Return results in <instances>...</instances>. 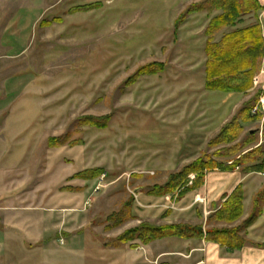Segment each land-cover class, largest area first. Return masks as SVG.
Segmentation results:
<instances>
[{"label":"rangeland","instance_id":"rangeland-1","mask_svg":"<svg viewBox=\"0 0 264 264\" xmlns=\"http://www.w3.org/2000/svg\"><path fill=\"white\" fill-rule=\"evenodd\" d=\"M206 1H12L17 19L15 32L19 35V39L13 38V49H21L26 27L31 37L28 52L13 61V73L32 76V84L17 102L14 115L34 121H30V134L34 130L35 137H26L31 147L45 150L46 182H56L58 175L63 180L69 174L73 178L91 169L106 171L93 181L71 178L78 191L80 243L88 244V217L91 239L101 243L111 242L140 225L130 215H150L149 211H153L151 215H184L188 210L178 205L177 196L167 202H161V198L147 202L143 194L154 186L165 185L172 174L203 155L215 153L217 148H211L210 143L222 129L246 105L260 104L264 96V61L255 87L248 94L205 89L206 30L212 18L205 11L188 15L179 28L176 22L193 5ZM95 3H101L102 8L70 14L73 8ZM38 10L42 15L32 31L28 27L30 16ZM221 33L216 35V42L221 40ZM151 63H163L166 69L127 86L138 70ZM234 104L236 112L225 122L228 112L222 107ZM258 113L264 117V110ZM107 116L112 119L106 129L80 125L86 118ZM244 128L238 142L254 135L257 146L264 148V118ZM51 138L65 139L66 143L53 148L49 146ZM244 176H248L245 210L251 215L253 198L264 188V174ZM98 186L101 189L95 192ZM198 197L189 200L190 205L195 203L193 199L196 201L191 213L209 215L207 203ZM122 217L128 218L124 224L108 229ZM177 219L172 220L181 223ZM152 223L160 226L164 221L156 218ZM53 246L55 252L63 251V246ZM78 255L88 257V247ZM87 257L84 264H88ZM47 258L45 253V261L54 263ZM81 261L79 257L75 262L62 260V264Z\"/></svg>","mask_w":264,"mask_h":264},{"label":"crops","instance_id":"crops-1","mask_svg":"<svg viewBox=\"0 0 264 264\" xmlns=\"http://www.w3.org/2000/svg\"><path fill=\"white\" fill-rule=\"evenodd\" d=\"M12 1L4 0L3 4L0 3V264H48L44 259L45 253L48 255L47 261L54 260L53 264L55 261L62 264V260L63 263L67 260L75 262L79 257L84 264L87 256L78 255V252L85 251L87 247L88 264H264V213L248 229L246 246L238 251H230L220 244L206 240L175 237L157 240L148 245L137 242L139 246L136 249L132 248L133 243L115 245L113 241L118 237L111 242H95L91 239L89 217L88 244L80 243L77 233V222L81 217L77 215V185L71 183V174L63 180L58 175L56 182H46L45 150L31 147V142L26 137L30 134V121H34L14 115L17 102L32 84V76L30 73H13V61L24 57L28 52L31 37L26 27V35L21 38V49H13L16 43L13 38L19 39V35L15 32L17 19L13 16ZM260 3L264 7V0H260ZM39 12L42 13V10L30 16L28 27L32 31L41 18L42 14ZM219 14L216 12L209 19ZM250 17L253 16L247 18ZM247 18L236 29L247 28L256 22L254 17L252 20ZM260 21L264 33V11L260 13ZM236 29L222 31L221 38ZM222 109L228 112L224 117L226 122L235 114L236 104L227 109L223 105ZM32 134L34 138V130L30 136ZM32 143L34 144L33 141ZM244 175L240 171L209 173L202 188L177 202L183 211L188 210L184 215H151L153 211H149L150 215H131V218L136 219L140 225L144 222L151 224L156 218L164 221L162 225H169L176 223L173 218H178L181 224L206 226L211 213L218 210L225 197L242 184L245 190L244 222L251 216L245 210L248 176ZM201 194L209 207L206 209L209 215H193L190 211L196 203L195 199ZM192 196L195 203L190 205ZM142 198L147 202L157 200L148 193L143 194ZM171 199L175 198L166 196L161 198V202ZM241 224L238 222L233 227ZM215 226L228 227L226 224ZM55 243L63 246V251L55 252Z\"/></svg>","mask_w":264,"mask_h":264},{"label":"trees","instance_id":"trees-1","mask_svg":"<svg viewBox=\"0 0 264 264\" xmlns=\"http://www.w3.org/2000/svg\"><path fill=\"white\" fill-rule=\"evenodd\" d=\"M100 8H102V4L95 3L73 8L70 10V14L86 13ZM263 10L264 7L260 0H207L202 4L193 5L177 20L176 28H179L186 21L188 15L205 11L210 16L216 12L220 13L210 20L206 30L205 89L207 91L248 94L254 89L255 79L261 73L264 61V33L259 18V13ZM249 16H253L256 22L247 28L236 29L243 23V19ZM56 21H61V19H56ZM229 28L236 30L223 35L221 40L216 42V35ZM165 69L166 65L163 63L148 64L138 70L128 81L127 86L135 84L143 76L157 75L164 72ZM253 109L254 106L246 105L238 116L222 129L210 143L211 148H217L215 153L205 154L181 171L172 174L165 185L154 186L148 191V195L156 198L166 196L176 198L177 196L179 201L187 194L202 188L207 175L215 171L264 174V148L257 146L254 135H250L242 143L238 142L244 133L246 124L256 123L264 118L260 113L253 114ZM111 119L112 116L98 119L89 117L80 125L106 129ZM65 143V139H49V146L53 148L62 147ZM105 174L106 171L103 169H91L75 175L72 179L93 181ZM244 200L245 190L241 184L231 195L225 197L224 203L218 210L211 213L206 226L181 223L156 226L144 222L140 226L124 232L113 243L115 245L133 243L132 248L136 249L139 246L136 244L137 242L148 245L157 240L175 237L214 242L230 251L242 250L247 243L248 229L264 213V188L254 196L251 216L241 226L218 228L215 225H234L242 220ZM198 215L202 214L198 213ZM127 219L124 217L119 220L115 219L117 221L108 229L121 226Z\"/></svg>","mask_w":264,"mask_h":264},{"label":"built area","instance_id":"built-area-1","mask_svg":"<svg viewBox=\"0 0 264 264\" xmlns=\"http://www.w3.org/2000/svg\"><path fill=\"white\" fill-rule=\"evenodd\" d=\"M260 110H264V96L263 98L261 99V102L259 105H257L256 107H254L253 109V114H257L258 112H260ZM103 180V178H102ZM101 188L98 186L96 189H95V192H98ZM201 197H198V200L199 201H204L202 198L200 199Z\"/></svg>","mask_w":264,"mask_h":264}]
</instances>
